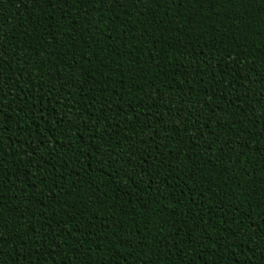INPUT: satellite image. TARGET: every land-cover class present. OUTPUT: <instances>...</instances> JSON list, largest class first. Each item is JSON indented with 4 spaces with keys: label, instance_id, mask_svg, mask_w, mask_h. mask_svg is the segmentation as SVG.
Wrapping results in <instances>:
<instances>
[{
    "label": "trees",
    "instance_id": "16d2710c",
    "mask_svg": "<svg viewBox=\"0 0 264 264\" xmlns=\"http://www.w3.org/2000/svg\"><path fill=\"white\" fill-rule=\"evenodd\" d=\"M0 264H264V0H0Z\"/></svg>",
    "mask_w": 264,
    "mask_h": 264
}]
</instances>
